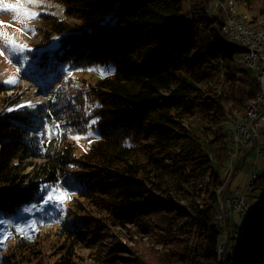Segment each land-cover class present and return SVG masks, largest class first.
Masks as SVG:
<instances>
[{
	"label": "trees",
	"instance_id": "1",
	"mask_svg": "<svg viewBox=\"0 0 264 264\" xmlns=\"http://www.w3.org/2000/svg\"><path fill=\"white\" fill-rule=\"evenodd\" d=\"M50 1L65 18L39 16L36 50L18 71L46 101L0 112V214L41 201L60 183L75 194L59 226L72 244L92 220L75 210L89 206L106 213L95 231L105 223L155 234L168 250L151 264H216L214 214L230 132L259 92L255 71L238 60L243 48L223 32L224 15L208 16L209 0H197L190 19L184 0ZM236 1L254 13L259 0ZM95 65L111 74L91 84L82 75ZM73 71L79 76L68 77ZM90 123L98 138L76 155L71 136ZM44 126L49 137L39 135ZM247 201L228 264H264V170Z\"/></svg>",
	"mask_w": 264,
	"mask_h": 264
},
{
	"label": "rangeland",
	"instance_id": "2",
	"mask_svg": "<svg viewBox=\"0 0 264 264\" xmlns=\"http://www.w3.org/2000/svg\"><path fill=\"white\" fill-rule=\"evenodd\" d=\"M230 1L236 3L238 13L248 15L251 21V17L256 16V21L252 22L255 29L259 26L264 27V0H259L256 3L254 13L246 11L236 0H209V5L206 8L208 11H217L221 3ZM197 4V0H194L193 4L184 0L183 15L190 19L192 15L190 10ZM5 5L18 7L21 11H13L12 8H5ZM24 10L36 12L39 15L37 18L26 19L20 23L19 19L22 18ZM41 14H52L59 19L65 18L64 7L50 0H41L38 6L30 3V0H0V52L3 53L0 54V83H5L10 77L17 81L14 84H9L10 87L7 90L0 91V112H11L10 108L16 110L20 106L34 108L30 105L37 106L40 103H45L46 96L41 94L33 82L22 78V75L19 76L17 71L28 60L24 58L20 64L12 62L4 47V34H6L9 38L14 39L16 44L25 45V52L29 49L34 52L36 47L32 42L35 40V28ZM25 26L27 31H18ZM201 52L199 48L195 49V53ZM69 73L68 77L73 78L78 77L80 72ZM109 74L111 72L106 66L95 65L82 76L92 84L96 79ZM39 135L49 137L51 135L50 127H42ZM71 137L75 145V153L79 155L86 152L97 140L98 132L90 123L83 133ZM34 162L41 163V160L36 159ZM232 164L234 169L231 174L229 190L239 187L241 192H244L251 174L260 175L263 172L264 156L257 155L256 151H251L246 154L243 162L234 158ZM32 171L33 167L28 166L24 170V175ZM74 196L75 194L67 191L60 183H56L48 187L41 201L25 205L10 216L0 214V264H59L64 260H68L65 263L69 264H151V262H156V258L161 256V253L168 250H164L161 245L157 244L155 234L148 236L136 227H113L99 223L100 230H93L96 228L94 219H101L106 213L102 214L100 210H91L89 206H86L83 211L75 210L76 215L88 216L92 220L87 222L89 229L86 230V233H83L72 244L59 232V226L64 220L65 209L70 205ZM230 221L232 223L230 226L231 235L224 254L225 259L235 256L248 219L236 215L231 217Z\"/></svg>",
	"mask_w": 264,
	"mask_h": 264
},
{
	"label": "built area",
	"instance_id": "3",
	"mask_svg": "<svg viewBox=\"0 0 264 264\" xmlns=\"http://www.w3.org/2000/svg\"><path fill=\"white\" fill-rule=\"evenodd\" d=\"M223 30L230 31V28L223 26ZM242 48L243 53H245V47ZM262 54L264 56V52ZM249 61L251 62V60ZM255 72L256 77L262 82V87H259L257 96L248 103L242 117L235 123L230 132L233 148L232 158L228 164V171L223 185L218 190L217 206L214 214L215 223L220 232V239L216 248V264H228L225 261L224 254L231 235L230 218L236 215L243 218L249 217L247 195L257 178L256 174H251L244 192H241L239 187L230 191L228 183L234 169L232 159L238 158L242 162L241 155L251 151H256L257 155L264 156V68Z\"/></svg>",
	"mask_w": 264,
	"mask_h": 264
},
{
	"label": "bare ground",
	"instance_id": "4",
	"mask_svg": "<svg viewBox=\"0 0 264 264\" xmlns=\"http://www.w3.org/2000/svg\"><path fill=\"white\" fill-rule=\"evenodd\" d=\"M218 11H220L224 15L223 26L225 28H230V31L223 30L224 34L228 38L236 42L239 46L245 47V53L242 52L238 58L241 65L244 66L245 68L252 69L254 71L263 70L264 56L262 52H264V28L255 29L248 15H243L237 12L235 2L233 3L232 1H230L228 3H221L220 7H218ZM206 13L208 16L212 17L217 14V11L215 10L208 11L207 9ZM249 60H251V62ZM255 78L259 83V87H262V82L261 80H259V78L256 77V72H255ZM29 109H33V108H29ZM247 153L248 152H245L244 154L241 155L242 160L244 159ZM230 181H231V176L229 178V183Z\"/></svg>",
	"mask_w": 264,
	"mask_h": 264
},
{
	"label": "snow or ice",
	"instance_id": "5",
	"mask_svg": "<svg viewBox=\"0 0 264 264\" xmlns=\"http://www.w3.org/2000/svg\"><path fill=\"white\" fill-rule=\"evenodd\" d=\"M30 3H32L34 6H38L41 3V0H30ZM5 8H12L13 11L16 12H20L21 9H19L18 7L12 6V5H5ZM39 15V13L36 12H28L27 10L23 11V16L22 18L19 19L20 23H23L24 20L26 19H34L37 18V16ZM27 27L25 26L23 29H18V31H27ZM4 40H5V50L9 53V59L12 62H15L17 64L22 63L23 59L26 58L23 56L24 52H25V45H18L16 44V42L14 41V39L9 38L6 34H4ZM0 54H3L2 52H0ZM17 71H19V68L17 69ZM70 74V73H69ZM17 81L14 78H9L7 81H5L6 84H14ZM31 107H35L34 105H30ZM20 107H25V106H20ZM9 111H13V109H9ZM77 139H79V137H76ZM63 195V194H62ZM22 231V229H21Z\"/></svg>",
	"mask_w": 264,
	"mask_h": 264
},
{
	"label": "crops",
	"instance_id": "6",
	"mask_svg": "<svg viewBox=\"0 0 264 264\" xmlns=\"http://www.w3.org/2000/svg\"><path fill=\"white\" fill-rule=\"evenodd\" d=\"M245 158V157H244ZM229 223H230V226H232V223H231V221H229ZM233 224H234V222H233Z\"/></svg>",
	"mask_w": 264,
	"mask_h": 264
}]
</instances>
